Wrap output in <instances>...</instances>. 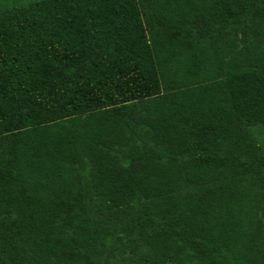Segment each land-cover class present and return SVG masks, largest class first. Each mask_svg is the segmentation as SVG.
Returning <instances> with one entry per match:
<instances>
[{"label": "trees", "instance_id": "1", "mask_svg": "<svg viewBox=\"0 0 264 264\" xmlns=\"http://www.w3.org/2000/svg\"><path fill=\"white\" fill-rule=\"evenodd\" d=\"M264 0L0 9V264H264Z\"/></svg>", "mask_w": 264, "mask_h": 264}, {"label": "rangeland", "instance_id": "2", "mask_svg": "<svg viewBox=\"0 0 264 264\" xmlns=\"http://www.w3.org/2000/svg\"><path fill=\"white\" fill-rule=\"evenodd\" d=\"M30 0H0V9L5 8V7H10V6H16L22 3H25ZM259 140L261 142H264V138L261 136L259 137ZM262 151L264 152V144L261 145Z\"/></svg>", "mask_w": 264, "mask_h": 264}]
</instances>
